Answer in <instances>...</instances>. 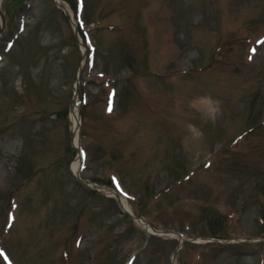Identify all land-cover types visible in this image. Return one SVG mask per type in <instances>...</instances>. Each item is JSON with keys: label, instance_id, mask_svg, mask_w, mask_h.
I'll return each instance as SVG.
<instances>
[{"label": "rangeland", "instance_id": "1", "mask_svg": "<svg viewBox=\"0 0 264 264\" xmlns=\"http://www.w3.org/2000/svg\"><path fill=\"white\" fill-rule=\"evenodd\" d=\"M60 1L0 3V264H264V0Z\"/></svg>", "mask_w": 264, "mask_h": 264}, {"label": "bare ground", "instance_id": "2", "mask_svg": "<svg viewBox=\"0 0 264 264\" xmlns=\"http://www.w3.org/2000/svg\"><path fill=\"white\" fill-rule=\"evenodd\" d=\"M60 1V0H59ZM0 3H1V0H0ZM2 16V15H1ZM203 106L208 110L209 108H210V106H211V104L210 103H203ZM76 111V108L75 107H73L72 108V110H71V112H72V114L74 113ZM78 157V156H77ZM77 160L78 159H76L73 163H72V165H71V170L73 171V172H77ZM99 188L100 189H102V190H104L105 192H108V193H110V194H116L110 187H107V186H104V185H99ZM118 196V195H117ZM118 199H119V201H120V203H121V205H122V207H124L125 209H127V210H129L130 212H132V210L130 209V206L127 204V202H126V200L122 197V195H120L119 194V196H118ZM137 217V216H136ZM142 225H145L146 227H148V228H150L149 227V224L144 220V219H142L141 218V220H138ZM170 233H174V231H171Z\"/></svg>", "mask_w": 264, "mask_h": 264}, {"label": "water", "instance_id": "3", "mask_svg": "<svg viewBox=\"0 0 264 264\" xmlns=\"http://www.w3.org/2000/svg\"><path fill=\"white\" fill-rule=\"evenodd\" d=\"M53 2L56 4V5H58V6H61V4L57 1V0H53ZM65 13H67L66 11H65ZM1 14V13H0ZM68 17H69V15H68ZM3 23V20H2V22H1V24ZM74 35H75V37H76V39L79 41V39H78V37H77V33H76V31L74 30ZM75 102H74V100H72V104H74ZM93 186H97V184H95V183H93L92 184Z\"/></svg>", "mask_w": 264, "mask_h": 264}, {"label": "snow or ice", "instance_id": "4", "mask_svg": "<svg viewBox=\"0 0 264 264\" xmlns=\"http://www.w3.org/2000/svg\"><path fill=\"white\" fill-rule=\"evenodd\" d=\"M109 110H111V108H109Z\"/></svg>", "mask_w": 264, "mask_h": 264}]
</instances>
